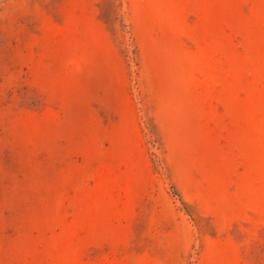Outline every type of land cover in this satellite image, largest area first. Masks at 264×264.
<instances>
[{"label":"rangeland","instance_id":"rangeland-1","mask_svg":"<svg viewBox=\"0 0 264 264\" xmlns=\"http://www.w3.org/2000/svg\"><path fill=\"white\" fill-rule=\"evenodd\" d=\"M0 264H264V0H0Z\"/></svg>","mask_w":264,"mask_h":264}]
</instances>
